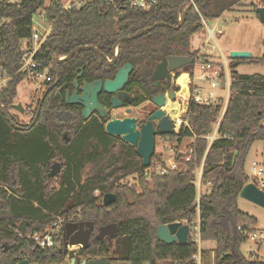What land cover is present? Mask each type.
Listing matches in <instances>:
<instances>
[{
	"label": "trees",
	"instance_id": "trees-1",
	"mask_svg": "<svg viewBox=\"0 0 264 264\" xmlns=\"http://www.w3.org/2000/svg\"><path fill=\"white\" fill-rule=\"evenodd\" d=\"M244 1L159 0L148 11L126 9L123 18H118L119 7L112 4L102 7L92 4L61 12L62 2L50 0L45 12L54 20V27L37 54L38 68H48V73L54 75L53 57L65 56L78 46L94 45L110 56L119 38L163 22L164 25L139 37L123 40L118 48L120 61H135V82L151 97L159 91L150 81L155 65L170 55L187 56L193 62L175 74L191 69L199 52L193 49L191 39L201 30L202 21L216 19ZM44 2L23 0L9 8L12 22L0 28V71L12 75L0 93V103L7 108L16 97V87L23 77L17 70L23 41L31 34V17ZM191 2L194 3L184 21L175 28L182 11ZM253 6L255 10L256 5ZM241 63L264 65V56L229 58V98L216 137L211 141L206 138L219 118L222 99L215 105L190 102L186 112L188 126L171 134L178 137L177 141L183 137L193 139L189 144L193 149L190 160L184 161L178 155L177 168L162 175L153 173L149 180L136 149L108 134L97 119L76 124L66 114V105L58 104L52 93L43 99L37 121L29 130L14 128L0 113V264H16L22 254L33 263L62 262L66 256L63 234L60 247L54 249L34 248L27 235L43 229L56 216L74 212L97 225L116 223L118 233L129 236V258H112L109 264H195L192 255L198 247L192 235L184 244H167L157 238L156 228L182 220L192 226L197 217L200 240L215 244L214 264H264L239 251L247 239L243 230L255 231L257 223L253 215L241 211L237 205L241 189L250 181L243 157L251 140L264 141V75L238 72L236 68ZM78 65H84L91 77L115 69L91 49L76 52L57 67L60 76L68 79ZM11 118L18 124L14 116ZM66 131L70 140L63 143L61 136ZM52 160L62 164L56 179L58 188L51 187L52 179L47 177ZM201 163V183L207 188L196 203L192 181ZM131 173L138 175L139 191L118 183ZM106 191L113 192L115 201L104 206L96 192ZM23 220L28 225L26 233L21 235L17 226ZM239 226L243 229H238ZM4 244L8 247L4 248ZM107 252L106 243L98 239L78 250L81 257H98Z\"/></svg>",
	"mask_w": 264,
	"mask_h": 264
},
{
	"label": "water",
	"instance_id": "water-1",
	"mask_svg": "<svg viewBox=\"0 0 264 264\" xmlns=\"http://www.w3.org/2000/svg\"><path fill=\"white\" fill-rule=\"evenodd\" d=\"M194 2H191L188 4L184 10L182 11L181 15L179 16L178 25L175 26V28H178L182 22L185 19V16L190 9V7L193 5ZM255 13L258 17V19L264 23V4L261 6L255 7ZM124 13H119L118 18H123ZM164 25L163 22H159L154 24L153 26H150L145 29H141L137 31L133 35L124 36L116 41V43L113 46V54L115 55L116 50L118 49L119 44L123 40L127 39H134L136 37H139L143 33L153 29L157 26ZM91 49L94 52L98 53L104 59H108L106 55H104L100 50L94 46V45H85V46H78L75 47L70 51L69 54L65 56H54L52 59V66L55 69L57 80L59 79V70H58V63L69 59L72 57L76 52L81 50ZM230 59H250L252 58V53L246 50H231L228 54ZM115 60V57L110 60L109 63H112ZM193 62V59L191 57L187 56H175L170 55L167 58L163 59L161 62H159L152 74H151V81L153 82V85H157L161 79L166 78V85L167 87H170V78L171 73L174 74V72L181 67L190 64ZM131 65L126 64L122 68H120L112 80H106L104 82L98 80L94 83L86 84L82 88V95L77 96L75 93L69 97L67 93V100L69 103L76 102L77 100H80L79 103L84 106L82 109V115L86 119L89 114L90 110L97 108L101 109L102 114H104L103 107L98 103L97 101V94L101 90L102 87H104V90L107 92L114 91L115 89L122 86L123 83L127 80V74L130 70ZM187 71V70H185ZM57 82H55L56 84ZM54 84V85H55ZM48 87L44 93V95L52 88ZM43 97L40 100V103L37 108V112L35 114L34 120L31 123V126L35 123L36 119L38 118V115L40 113L41 105L43 102ZM57 96L59 98L60 95L57 92ZM167 98L171 101H174L176 99V95L174 90L170 89L167 93ZM152 103H154L157 107H163L165 105L164 95L159 93L151 98ZM11 107L15 109L19 113H24L25 109L20 104H12ZM0 113L6 118V120L16 129L22 130L24 127L21 125L16 124L9 113V110L5 104L0 103ZM157 118L158 121V129L160 133L163 134H173L176 133L175 129L172 127V120L165 114V111L160 108L155 111L154 114L150 116L149 121L147 123L142 124L139 129H136L134 127V119L125 118L122 120L119 119H112L110 121H107L104 129L105 131L114 136H119L122 138L125 142L130 144L131 146L136 148L138 156L142 159V164L144 167H148L151 162V157L154 153L155 148V142H154V127L151 123V119ZM60 171V165L58 163H55L52 165L50 172L48 173V178H53L56 174H58ZM239 197L244 198L248 201H251L261 207L264 208V190L259 188L255 182H248L243 186L239 193ZM115 201V195L111 193H107L103 196L102 199V205H109ZM28 221L23 220L19 223L17 226V231L24 235L26 233ZM83 225L87 227V229H83ZM91 222H80V223H71L67 222L64 226V253L67 255L69 252L68 246L69 245H77L80 247L86 248L89 244V234H90V228H92ZM77 228H79L77 231H75ZM116 230L115 224H108L105 226H102L99 228V234L98 237L101 238L105 234L110 235V237L114 236V232ZM190 232V226L188 223L183 221H175L172 223H163L157 226L156 228V236L159 240L162 242H165L167 244L177 242L180 244H184L188 241L189 233ZM123 241V248L122 251L119 253V258L122 260L128 259L129 254V236H125L122 239ZM8 246L4 244V248H7ZM111 257L108 256H99L96 258H82L80 259L78 264H109V260ZM76 257H73L70 259L69 262L66 260L61 263H33L30 262L28 259H21L16 264H75ZM148 264V263H145Z\"/></svg>",
	"mask_w": 264,
	"mask_h": 264
},
{
	"label": "built area",
	"instance_id": "built-area-1",
	"mask_svg": "<svg viewBox=\"0 0 264 264\" xmlns=\"http://www.w3.org/2000/svg\"><path fill=\"white\" fill-rule=\"evenodd\" d=\"M50 0H45L42 6L38 7L31 17V34L26 41H23V53L21 56L20 66L17 73L29 79L41 80L45 85L49 80L50 76L48 74V68L39 70L40 60L37 58V54L42 47V45L47 40L53 27L54 20H50L46 15L45 8L49 6ZM62 2L61 12L63 11H74L79 10L89 5H98L99 7L112 4L119 7V13H125L126 9L148 11L155 7L159 0H60ZM23 2V0H0V28L10 24L12 22V17L8 14V10L11 7L18 6ZM118 13V14H119ZM42 17L41 20L46 24V27H41L39 25L38 17ZM205 24V21H202ZM206 26V24H205ZM207 36L204 43L201 45V49L197 54L196 60L187 71L188 81L185 85V92L182 94V108L186 112L190 102H196L206 105H215L219 102V99H223L221 111L219 118L215 124L214 130L211 134L207 135L206 138L211 141L216 136V129L219 121L225 110L230 88V72L229 65L227 61L222 57L221 59H215L212 55V49L214 45L208 47L211 40L215 41V31L216 27L209 28L206 26ZM12 78V75H5L0 71V93L7 86L8 82ZM198 81L205 83L209 88H221L225 96L214 98L210 93H205L202 90V85ZM44 85L42 89L44 88ZM178 86L181 85L178 83ZM182 88V87H181ZM183 90V89H182ZM179 125L184 123V127L188 126L186 121L179 120ZM178 132V131H177ZM193 153L192 148H186L183 152L177 151L172 154L170 162L166 164L165 162L157 163L156 165L150 162L148 167H145L143 172L146 176L153 173L156 174H166L169 170L177 168L176 156L182 155V160L189 161ZM251 179L249 182H255L256 185L264 190V178L263 170L258 167L257 162L253 161L250 166ZM202 163L194 171L193 184L195 185L197 197L199 198L202 183ZM79 214L72 213L65 216H56L55 219L43 229L29 233L27 236L33 241V247L39 249H54L60 247L62 234H64V226L67 222H72L74 218H78ZM186 222L185 220H182ZM187 223V222H186ZM190 226V225H189ZM238 229H243L241 226ZM190 234L193 236L194 241L197 243V251L192 255V260L195 264H203V255L201 253L200 245L201 240L199 236V219L197 217L196 223L190 226ZM243 234L247 238L254 242H261L264 240L263 231H252L248 232L243 230ZM253 253L251 252V255ZM257 257V256H256ZM19 259H27V255H20ZM257 259V258H255ZM254 260V259H253ZM258 260V259H257ZM264 261V259H262Z\"/></svg>",
	"mask_w": 264,
	"mask_h": 264
},
{
	"label": "rangeland",
	"instance_id": "rangeland-1",
	"mask_svg": "<svg viewBox=\"0 0 264 264\" xmlns=\"http://www.w3.org/2000/svg\"><path fill=\"white\" fill-rule=\"evenodd\" d=\"M263 3V0H245L241 5L234 7L232 10L223 12L216 19L204 20L207 27H216L215 41L211 40L208 45V47L214 45L212 55L215 59L223 60V57L229 64L228 54L231 50H246L252 53V57L264 56V23L258 19L253 9V4L261 6ZM41 18V16L38 17L39 25L41 27H46V24L42 22ZM205 24L203 23L201 30L192 36L191 42L194 48L197 45L201 46L206 39L207 29ZM236 70L245 74L258 73L264 75V65L254 63H241ZM179 74L182 73L180 72ZM198 83L202 85L203 92L210 93L214 98L225 96V93L221 88L212 89L205 83L200 81H198ZM43 85L44 84L41 80L29 79L26 77L22 78V80L18 83L16 87V97L8 108L9 113L17 119L18 124L27 123L31 119L33 110L36 107L37 99L41 97L45 89H42ZM178 98L182 99V96H178ZM170 102H168L165 107V111L171 113L172 116L170 117H173L175 121L179 119L187 122V111L185 112L183 110V112H181L182 107L177 105V100L175 103L170 104ZM17 103H20L24 107V113H19L11 107L12 104ZM176 114H178L177 118L174 117ZM183 125L184 123L182 122V128ZM177 138V136L157 138L154 149L155 153L151 163L156 165L157 163L164 162L167 158L171 157L175 150L183 152L189 147L190 142L193 140L192 138L183 137L181 140L177 141ZM253 161L257 162L258 167L263 170L262 177L264 178V141L262 140H251L243 157V167L249 177V180L252 175L250 166ZM149 176L150 175H145L148 180L150 179ZM120 183L129 188H133L136 191H139L140 189L137 173H131L123 176ZM51 185V187H57L54 182L51 183ZM202 192L203 190L201 189L200 193ZM237 205L241 211L253 215L257 219V223L254 226L255 231L264 232V208L244 198H240ZM68 249L69 251L77 253L80 246L69 245ZM202 250L203 264H214L215 253L212 247H208L206 245L202 247ZM239 251L242 255L251 260L255 258L262 260L264 259V240L261 242H254L247 238L243 243H241ZM251 252L253 253L252 255ZM82 258L90 257L87 256ZM162 264L170 263L164 262Z\"/></svg>",
	"mask_w": 264,
	"mask_h": 264
},
{
	"label": "flooded vegetation",
	"instance_id": "flooded-vegetation-1",
	"mask_svg": "<svg viewBox=\"0 0 264 264\" xmlns=\"http://www.w3.org/2000/svg\"><path fill=\"white\" fill-rule=\"evenodd\" d=\"M133 34H135V32ZM133 34H128V35H133ZM128 35H125V36H128ZM113 46L111 49V55L107 56L108 59H104V60L106 61L107 66H110V67L115 66L114 71L95 75L94 77H91L90 75L86 74V72L84 70V65H78L73 69V71H72V73L68 79H63L59 75L58 80H57L56 72L54 75H50L48 73L50 76V80L44 85L45 89H44L41 97L37 99L36 105H39L40 100L43 97L46 89L48 87L53 86L44 95V98L46 97L47 94L52 93L53 97L55 98V100L57 101L58 104L66 105V107H67L66 114H68V116H70L69 119L74 121L76 124H78L80 121L83 123L85 121L87 122V121H90L92 119H97L100 123H103V126H105L107 121H110L114 118L119 119V120L129 118V119H134V127L136 129H139V127L142 124L147 123V121H149V119H150V116L152 114H154L157 109L162 108L165 111L166 105L168 104V102L171 101V100L169 101V99L167 98V93L170 89L174 90L175 95H176V99L174 101H171L170 104L175 103V101L177 100L178 101L177 105H179V107L183 106L181 104L182 101H181V99L178 98V96H180V95L182 96V94L185 92V88H183V90H182V88L177 85L178 84V77L181 74L177 75V74H175V72H174V74L173 73L170 74L171 75L170 87H167V85H166V78L161 79L157 85H153V82L151 81V75H150V81H151L152 85L154 87L159 88V91H157V93H155L154 95L159 94V93L164 95L165 105L163 107H157L151 101V98L154 95H152L151 97L147 96V94L142 89V87L137 82H135V61L134 62H131L129 60L120 61L118 49L116 50L115 55L113 54ZM118 48H119V46H118ZM114 57H115V60L112 63H109L110 60H112ZM126 64L131 65L130 70L127 74L126 82L123 83L121 87H119V88H117L111 92L105 91L104 87H102L101 90L97 94V101L103 107L104 114H102L101 109L94 108V109L90 110L89 116L85 119L82 115V112H81L82 109L84 108V106L79 103L80 100H77L76 102H73V103L68 102L67 96H66L67 93H68L69 97H71L74 93L77 96H81L83 93L82 88L86 84L94 83L95 81H98V80H100L102 82H104L106 80H112L116 76L118 70L120 68H122L123 66H125ZM187 65H189V64H187ZM187 65H185V66H187ZM185 66H183V67H185ZM183 67H181L180 69H184ZM54 71H55V69H54ZM183 71H185V70H183ZM55 82H57V83L55 84ZM57 92L59 93L61 98H59L57 96ZM37 108H38V106H37ZM36 112H37V110L35 111V113L31 117V119L27 123L18 124V125H21L22 127H24V129H22V130H29L36 123L37 119H36L35 123L31 126V123L34 120ZM181 112H183V108L181 109ZM165 114L173 121L172 127L175 129V131L177 133V131H179L181 129V125H179V121H178L179 119L177 121H175L173 119V117H170V116H172L171 113L165 111ZM177 117H175V118H177ZM150 121L154 127V134H153L154 142H156L157 138L172 137L171 134H163V133L159 132V129H158V121L159 120L157 118H153ZM74 122H73V125H74ZM66 133H67V131H66ZM176 133H173V134H176ZM117 137H119V136H117ZM61 139L63 140V143H66L67 141H69L70 140L69 131L67 134L63 133L61 136ZM120 139L123 140L122 138H120ZM125 143H127V142H125ZM133 148L136 149L135 147H133ZM154 153H155V150H154ZM154 153H153V155H154ZM153 155H152V157H153ZM55 163H58L60 165V171L53 178H51L52 180L50 183H53V182L56 183L57 187H55V188H58L59 185H58V182L56 181V179L62 170L61 162L58 160H52V162L50 163V166H49L48 173L50 172L52 165ZM48 173H47V177H48ZM132 174H136V173H132ZM121 181H122V178L118 180V183L121 184L120 183ZM107 193L113 194V192H111V191H106L105 193L96 192V196L100 198L101 203H102L103 196ZM80 222H91L93 224L92 228H90L89 243L93 239H98V241L106 243L108 252L104 255H101V256H108V257H111L110 259L115 258V259L122 260L119 258V253L122 251V248H123L122 239H123V237L128 236V235H120L118 233L116 223L112 222V223L97 225L96 223H94L91 220L84 219L82 214L78 218H74L71 223H80ZM108 224H115L116 225V230L114 232V236L110 237V235L105 234L103 237L99 238L98 237L99 228L102 226L108 225ZM78 229L79 228H77L75 231H77ZM83 229H87V227L85 225H83ZM63 238H64V235H63ZM129 250H130V238H129ZM68 252L69 253L67 255L65 254L66 256H65L63 261L66 260L67 262H69L71 258L76 257L75 264H78L80 259H82V257L79 256L78 251H77V253H74L72 251H68ZM88 257L96 258V257H91V256H88ZM128 258H129V254H128ZM86 259H89V258H86Z\"/></svg>",
	"mask_w": 264,
	"mask_h": 264
},
{
	"label": "crops",
	"instance_id": "crops-1",
	"mask_svg": "<svg viewBox=\"0 0 264 264\" xmlns=\"http://www.w3.org/2000/svg\"><path fill=\"white\" fill-rule=\"evenodd\" d=\"M191 44H192V42H191ZM202 45V44H201ZM193 46V45H192ZM193 49H198L199 51H200V49H201V46H199V45H197L195 48L193 47ZM181 73L182 74H186L187 75V71H181ZM223 98V97H222ZM229 98V97H228ZM220 100V99H219ZM222 101H223V99H222ZM182 104V103H181ZM9 110V109H8ZM171 157H172V155H171ZM171 157H169V158H167L164 162L166 163V164H168L169 162H170V158ZM206 188H207V186H204L203 187V185H202V190H206ZM241 197H239L238 198V200H237V202L239 201V199H240ZM198 200H199V198L197 197L196 198V203H198ZM197 216H198V212H197ZM184 222V221H183ZM210 246V247H212V249H214V246H215V244H214V242H212V241H201V245H200V249H202V247L203 246Z\"/></svg>",
	"mask_w": 264,
	"mask_h": 264
},
{
	"label": "bare ground",
	"instance_id": "bare-ground-1",
	"mask_svg": "<svg viewBox=\"0 0 264 264\" xmlns=\"http://www.w3.org/2000/svg\"><path fill=\"white\" fill-rule=\"evenodd\" d=\"M188 81V78H187V75L186 74H181L179 77H178V83L181 85L182 89L185 88V85ZM181 96V95H180ZM178 114H176L174 117H177ZM179 121V120H178ZM180 122V121H179ZM178 123V122H177Z\"/></svg>",
	"mask_w": 264,
	"mask_h": 264
}]
</instances>
